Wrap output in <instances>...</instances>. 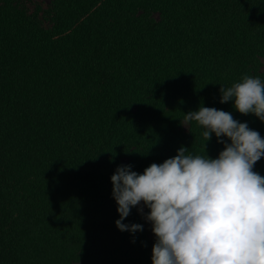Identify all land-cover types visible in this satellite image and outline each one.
<instances>
[{"label":"trees","instance_id":"trees-1","mask_svg":"<svg viewBox=\"0 0 264 264\" xmlns=\"http://www.w3.org/2000/svg\"><path fill=\"white\" fill-rule=\"evenodd\" d=\"M244 75L264 80V0H0V264H152L137 208L123 222L142 231L115 225L110 177L181 145L215 158L183 119L200 105L264 137L220 102Z\"/></svg>","mask_w":264,"mask_h":264},{"label":"clouds","instance_id":"clouds-1","mask_svg":"<svg viewBox=\"0 0 264 264\" xmlns=\"http://www.w3.org/2000/svg\"><path fill=\"white\" fill-rule=\"evenodd\" d=\"M220 92L221 103L231 100L240 113L264 121L261 77L244 75ZM183 119L202 127L205 142L214 133L223 149L212 158L181 145L176 155L142 173L118 165L110 177L116 227L142 231L141 223L123 222L139 206L155 234L152 264H264V176L253 170L264 157V137L215 107L200 105Z\"/></svg>","mask_w":264,"mask_h":264},{"label":"rangeland","instance_id":"rangeland-1","mask_svg":"<svg viewBox=\"0 0 264 264\" xmlns=\"http://www.w3.org/2000/svg\"><path fill=\"white\" fill-rule=\"evenodd\" d=\"M142 203H143V202H141V205H142ZM137 207H139V206H137ZM137 207H136V208H137ZM138 212H139V211H138ZM143 212H144V213H147L145 207L143 208ZM139 214H140V217H141V219H142V221H143V223H144V225H145V228H146L147 232H148L149 234H151L152 231H151V224H150V222H147V221L143 218V215H142L141 212H139Z\"/></svg>","mask_w":264,"mask_h":264}]
</instances>
